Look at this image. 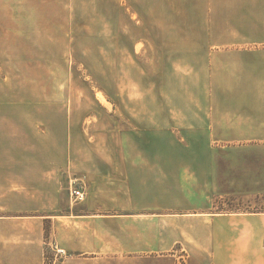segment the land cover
Here are the masks:
<instances>
[{"label": "crops", "instance_id": "1", "mask_svg": "<svg viewBox=\"0 0 264 264\" xmlns=\"http://www.w3.org/2000/svg\"><path fill=\"white\" fill-rule=\"evenodd\" d=\"M60 1L0 0V32L73 30ZM131 1L157 65L139 72L147 103L102 106L119 124L102 151L13 152L0 102V264H140L176 243L189 264H264V211L212 210L264 196V0Z\"/></svg>", "mask_w": 264, "mask_h": 264}, {"label": "rangeland", "instance_id": "2", "mask_svg": "<svg viewBox=\"0 0 264 264\" xmlns=\"http://www.w3.org/2000/svg\"><path fill=\"white\" fill-rule=\"evenodd\" d=\"M69 3L71 31H18L19 25L12 23L14 30L0 32V77H8L6 96L0 102L12 106L13 152H66L69 143L72 149L74 146L75 151L82 152L87 142L95 151H102L100 141L110 138L112 142L119 134L115 112L105 111L102 106L111 107L122 93L121 104L142 99L148 80L139 78V72L147 75L155 71L156 59L149 56L154 49L152 54L146 45V16L133 15L131 0ZM20 10L11 8L13 12ZM54 10L55 23H62L58 9ZM174 69L179 70L178 64ZM142 100L147 103L146 97ZM123 128L133 127L125 120ZM212 210L263 212L264 196L226 205L219 202ZM182 248L176 243L171 251L143 255L135 262L189 264V252ZM63 254L56 256L48 250L45 264H56Z\"/></svg>", "mask_w": 264, "mask_h": 264}, {"label": "built area", "instance_id": "3", "mask_svg": "<svg viewBox=\"0 0 264 264\" xmlns=\"http://www.w3.org/2000/svg\"><path fill=\"white\" fill-rule=\"evenodd\" d=\"M70 197L73 204H79L85 201L87 196L86 185L83 181L74 180L70 185ZM61 254L63 251H59Z\"/></svg>", "mask_w": 264, "mask_h": 264}, {"label": "bare ground", "instance_id": "4", "mask_svg": "<svg viewBox=\"0 0 264 264\" xmlns=\"http://www.w3.org/2000/svg\"><path fill=\"white\" fill-rule=\"evenodd\" d=\"M102 97V96H101ZM104 99V98H103Z\"/></svg>", "mask_w": 264, "mask_h": 264}]
</instances>
